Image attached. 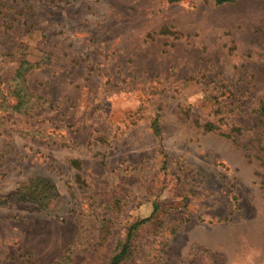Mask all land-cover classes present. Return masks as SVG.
Here are the masks:
<instances>
[{"label": "rangeland", "instance_id": "1", "mask_svg": "<svg viewBox=\"0 0 264 264\" xmlns=\"http://www.w3.org/2000/svg\"><path fill=\"white\" fill-rule=\"evenodd\" d=\"M216 1L0 0V201L57 191L0 204V264H110L139 222L122 264H264V0Z\"/></svg>", "mask_w": 264, "mask_h": 264}, {"label": "trees", "instance_id": "2", "mask_svg": "<svg viewBox=\"0 0 264 264\" xmlns=\"http://www.w3.org/2000/svg\"><path fill=\"white\" fill-rule=\"evenodd\" d=\"M171 3L176 2L178 0H169ZM235 0H217L216 3L219 5L225 4V3H233ZM28 69L24 66H22L19 69L18 72V78L20 79V83L14 90L15 98L17 104L14 106L17 110L23 108L24 105H26L28 102L26 101L27 97L30 96V91L26 86V75L28 72H30L32 69L31 65ZM260 111L264 114V104L261 106ZM158 122L156 121L155 124ZM206 131H212L214 130V127L211 125L205 126ZM156 131H159L158 128ZM0 162L3 160L2 151H0ZM57 199V191L56 188L51 184V182L48 180H43L41 178H35L30 179L27 181V183L22 185V189H19L16 191V194L12 197L6 199L5 201H0V204H7L10 202V200H13L14 202H25L29 203L35 207H40L44 205H48L52 200ZM143 223H136L135 225L131 226L126 243L122 246L121 251L119 254L110 262V264H122L125 259L129 256V253H131L132 246L131 241L134 237L135 231L140 227Z\"/></svg>", "mask_w": 264, "mask_h": 264}]
</instances>
